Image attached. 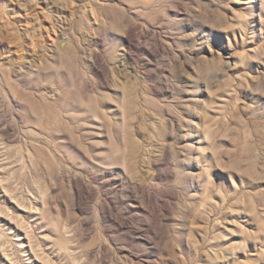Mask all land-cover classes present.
Masks as SVG:
<instances>
[{
  "label": "rangeland",
  "instance_id": "rangeland-1",
  "mask_svg": "<svg viewBox=\"0 0 264 264\" xmlns=\"http://www.w3.org/2000/svg\"><path fill=\"white\" fill-rule=\"evenodd\" d=\"M0 264H264V0H0Z\"/></svg>",
  "mask_w": 264,
  "mask_h": 264
}]
</instances>
